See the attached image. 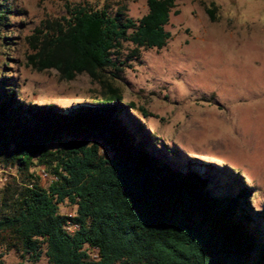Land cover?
I'll list each match as a JSON object with an SVG mask.
<instances>
[{"label":"trees","instance_id":"obj_1","mask_svg":"<svg viewBox=\"0 0 264 264\" xmlns=\"http://www.w3.org/2000/svg\"><path fill=\"white\" fill-rule=\"evenodd\" d=\"M145 3L146 13L132 20L65 1L63 16L25 37L26 66L54 70L62 81L79 74L95 81L114 65L122 42L131 56L161 49L174 0ZM205 13L214 20L213 9ZM9 81L0 78V163L50 176L46 188L32 173L9 195L1 187L0 234L15 241L21 257L35 262L43 251L47 264H264L255 223L264 216L252 213L247 190L236 180L234 194H221L206 172L152 148L116 88L105 83L99 103L62 111L19 102ZM64 201L75 206L72 216L58 212Z\"/></svg>","mask_w":264,"mask_h":264},{"label":"rangeland","instance_id":"obj_2","mask_svg":"<svg viewBox=\"0 0 264 264\" xmlns=\"http://www.w3.org/2000/svg\"><path fill=\"white\" fill-rule=\"evenodd\" d=\"M4 1L0 78L10 80L19 102L66 111L99 103L106 94L103 84H110L152 148L206 172L221 194H234L237 180L247 190L252 213L264 216V0H174L165 46L131 56L132 46L122 42L111 55L114 65L95 81L85 74L62 81L54 70H32L25 64V37L42 21L63 16L65 1L137 20L146 13V0ZM206 9H213L214 20ZM139 108L150 116L142 117ZM40 170L27 173L46 188L50 176L40 178ZM27 173L0 163V190L7 186L9 195L28 183ZM74 211L67 201L58 207L64 216ZM262 221L255 223L264 237ZM42 253L32 262L20 256L11 237L0 234V264H47Z\"/></svg>","mask_w":264,"mask_h":264},{"label":"built area","instance_id":"obj_3","mask_svg":"<svg viewBox=\"0 0 264 264\" xmlns=\"http://www.w3.org/2000/svg\"><path fill=\"white\" fill-rule=\"evenodd\" d=\"M38 176H39L40 178H42V179L47 178V174H46L42 169L40 170ZM67 229L69 230L70 228H67Z\"/></svg>","mask_w":264,"mask_h":264}]
</instances>
